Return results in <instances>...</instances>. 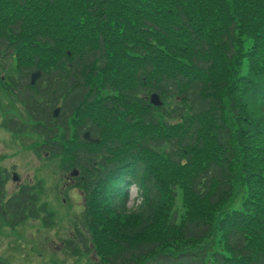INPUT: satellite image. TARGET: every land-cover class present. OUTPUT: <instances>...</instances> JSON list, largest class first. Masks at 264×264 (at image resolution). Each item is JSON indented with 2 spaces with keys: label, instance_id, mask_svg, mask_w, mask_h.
Masks as SVG:
<instances>
[{
  "label": "trees",
  "instance_id": "1",
  "mask_svg": "<svg viewBox=\"0 0 264 264\" xmlns=\"http://www.w3.org/2000/svg\"><path fill=\"white\" fill-rule=\"evenodd\" d=\"M7 67L0 91L82 171L93 264H264V0H0ZM34 203L0 176V221Z\"/></svg>",
  "mask_w": 264,
  "mask_h": 264
},
{
  "label": "rangeland",
  "instance_id": "2",
  "mask_svg": "<svg viewBox=\"0 0 264 264\" xmlns=\"http://www.w3.org/2000/svg\"><path fill=\"white\" fill-rule=\"evenodd\" d=\"M10 118L18 122L25 120L22 107L0 93V128L2 122ZM35 142L28 135L15 139L0 131V168L7 170L8 175L11 171L17 173L20 182L25 185L37 186L42 180L44 195L40 203L46 204L47 210L54 216L46 225L39 220H28L13 230L0 226V259L5 260V264H87L93 258L91 254L85 255L82 249L80 254H68L62 244L75 230L85 234L80 220H76L81 213L80 194L76 201V196L70 190H64L62 196L54 192L55 184L58 186L57 192L61 186L68 187L66 182L63 183L66 176L62 170L58 172L56 161L44 162V157L39 158L34 154L28 146ZM6 187L11 193L16 189V184L8 178ZM135 195L132 188L129 205H132ZM76 202L77 208L74 209L73 203Z\"/></svg>",
  "mask_w": 264,
  "mask_h": 264
},
{
  "label": "water",
  "instance_id": "3",
  "mask_svg": "<svg viewBox=\"0 0 264 264\" xmlns=\"http://www.w3.org/2000/svg\"><path fill=\"white\" fill-rule=\"evenodd\" d=\"M38 76H39V72H36L35 74H33V75H32V81H33L34 79H36ZM150 103H151L153 106H160V101H159V99H158V97H157L156 95H152V96L150 97ZM84 138H85L86 140L90 141V142L97 143L96 140H91V139H89V135H88V134H85V135H84Z\"/></svg>",
  "mask_w": 264,
  "mask_h": 264
}]
</instances>
